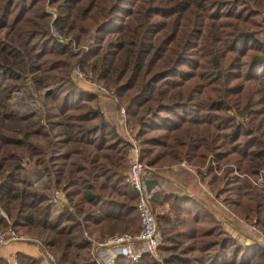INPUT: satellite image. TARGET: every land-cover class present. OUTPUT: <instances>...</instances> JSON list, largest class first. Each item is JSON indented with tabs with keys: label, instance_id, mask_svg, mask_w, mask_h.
I'll return each instance as SVG.
<instances>
[{
	"label": "trees",
	"instance_id": "trees-1",
	"mask_svg": "<svg viewBox=\"0 0 264 264\" xmlns=\"http://www.w3.org/2000/svg\"><path fill=\"white\" fill-rule=\"evenodd\" d=\"M263 29L264 0H0V230L37 239L54 264H95L83 233L102 241L139 228L127 142L72 82L76 65L124 108L139 160L156 168L144 185L161 187L149 197L157 257L115 264H264L261 245L227 234L200 200L161 178L179 174L162 165L202 166L208 155L238 172L264 170ZM22 77L43 92L42 116L6 103ZM47 129L41 145L34 137ZM25 160L63 201L22 177ZM199 173L234 214L264 229L263 189L229 166Z\"/></svg>",
	"mask_w": 264,
	"mask_h": 264
},
{
	"label": "built area",
	"instance_id": "built-area-1",
	"mask_svg": "<svg viewBox=\"0 0 264 264\" xmlns=\"http://www.w3.org/2000/svg\"><path fill=\"white\" fill-rule=\"evenodd\" d=\"M50 34L58 41H63L61 33L56 28L50 25ZM71 77L78 83H83L84 88L95 94L98 98V110L102 117L106 116V105L113 103L117 105V99L111 91L106 89L101 84L95 82L89 75L84 74L76 65L71 69ZM118 112L123 118V139L127 142V180L131 187L137 193L136 210L139 219V228L135 234L129 233H114L106 237L102 241H95L92 237L83 233L84 237L89 241L91 257L95 264H115V258L121 257L130 262H136L141 257L142 253L148 252L154 258L157 257L155 251L160 242L159 234L155 227L154 218L149 207V197L157 190L156 186L147 189L144 185V176L148 173L149 167L139 160V146L137 138L127 129L125 122L124 108L118 106ZM181 165H184L182 162ZM186 166V164H185ZM256 179L253 184L264 190V170L259 169L256 172ZM52 188H49V190ZM54 201L63 198L58 192L52 191L48 194ZM220 211H228L231 213L223 202H218ZM0 214H4L0 211ZM242 232L245 231V236H249L253 241L264 248V229L257 227L254 223L242 221L240 226ZM239 230V231H240ZM241 233V232H240ZM13 241L32 243L40 249V255L45 264H54V258L50 252L43 249L41 243L34 238L15 232L12 228L7 227L0 230V245H6ZM10 264H18L16 259H12Z\"/></svg>",
	"mask_w": 264,
	"mask_h": 264
},
{
	"label": "rangeland",
	"instance_id": "rangeland-1",
	"mask_svg": "<svg viewBox=\"0 0 264 264\" xmlns=\"http://www.w3.org/2000/svg\"><path fill=\"white\" fill-rule=\"evenodd\" d=\"M256 37L258 39L264 41V29L258 31L256 33ZM63 39H65V38L63 37ZM77 49H79V47L75 46L73 48V51H76ZM70 78L72 79L71 76H70ZM73 81H74V84L77 85V82L72 79V82ZM14 87H15L14 90L10 93L9 98L6 101V103L9 105V107L17 113L33 112L37 116H42L43 108H44L43 107V104H44L43 92L42 91L34 92L32 87L30 86V83H29V80L27 77H22L21 80L16 81ZM117 105H118V101H117ZM112 106H114L113 103H111V102L108 103L105 107L106 111L108 108L112 109ZM124 117H125V115H124ZM126 125H127V129L131 133H134L135 128L134 127L131 128L130 124H127V123H126ZM128 126L132 129V131L129 129ZM51 133L52 132H50L48 130L47 133H45V136L40 135V136H36L34 138H36V141L40 142L42 145L44 143L43 141H45V140L47 141L48 138L51 139ZM211 159H212V157H210V155H208L202 166H193V165L187 164V163L182 161L184 163V166H182L181 165L182 162H180L178 164H173V165H169V166L162 165L161 168L165 169V167L181 166V168L175 167L173 169V170L179 169V170H177V172L179 174L177 175V178L175 179L178 183L177 184L178 189L180 191H183V193L186 192L187 190L190 191L195 199H198L201 201H203L202 199H204V201L207 203V206L210 208V211H211L213 217L215 218V220H217V222L219 223L221 228L224 227L225 229H227V231H226L227 234H230V230L233 227V228H235L236 231H231L232 235H234V234L237 235V233H238L239 237L237 240L239 242L241 239H248V240L252 241V239L249 238V236H245L246 235L245 231L242 232L239 228L241 222L245 221V220L239 218L236 214H234L227 207V205L223 201L221 195H215L209 189V186L207 185V180H208V177L210 175L208 174V175H204L203 177H201L199 171H203V167H205L206 164L209 163V164H211L214 173L216 175H218L225 166H229L232 168V174H234L238 177L247 179V181H249V183L252 186H255L253 184V180L256 179V175L255 174L251 175L248 173H242V172L236 171L235 165L232 164L230 161H227V163H223V162L216 163V162H213ZM185 164H186V166H185ZM23 166H24L25 170L22 172V177L27 182L30 183V181H32L35 185H37V186L39 185L41 188L47 189V194L51 193L52 191L57 192V190L55 188H53V185L46 179V177L44 178V176L42 174L43 172L40 170V168L34 166L33 163H28L27 161L24 162ZM155 169H156L155 167H149L148 172L155 171ZM30 184L33 185L32 183H30ZM255 187H257V186H255ZM49 188H52V190L51 189L49 190ZM59 195H62V194L59 193ZM218 202H223L224 205L226 206V208L231 213H229L228 211H222L221 212L220 209L218 208ZM163 208H164V210L166 209L165 204H163ZM163 208H161V207L158 209L156 208V211H161V210H163ZM152 215H154V213H152ZM118 233H126V232H118ZM21 234H23V233H21ZM112 234H114V233H112ZM23 235H26V234H23ZM26 236H28V235H26ZM108 236L109 235H107L106 237H108ZM89 251L91 252L90 245H89ZM90 252H89V254L91 256ZM43 264H45V263H43Z\"/></svg>",
	"mask_w": 264,
	"mask_h": 264
},
{
	"label": "crops",
	"instance_id": "crops-1",
	"mask_svg": "<svg viewBox=\"0 0 264 264\" xmlns=\"http://www.w3.org/2000/svg\"><path fill=\"white\" fill-rule=\"evenodd\" d=\"M77 85H79L82 89H85L83 83H78L77 82ZM95 97H96V101H97V105H98L99 104L98 98H97L96 95H95ZM103 119H105L110 125H112L114 127L115 132L120 137L123 138V135H124V132H123L124 122H123L122 116L118 112V106H112V109H109L108 108L107 109V112H106V116L103 117ZM182 166H184V165H182ZM175 167L176 168L177 167L181 168V166H171V167H165V168H168V169H172L173 170ZM42 174H43V176L45 178L44 173H42ZM161 178L164 179L163 180L164 182L166 181L168 184H170V186L177 187V184L178 183H177L176 180H174V179H172V178H170L168 176H165L163 174H161ZM33 186H37V185H33ZM153 186H156L157 187V190H160L161 189V187H159L157 185H153ZM157 190H155V191H157ZM186 192H184V193H186L187 196L193 197V195L191 194L190 191L187 190ZM202 200L203 201H201V200L200 201L203 203V205L205 207H207V209L210 210V208L207 206V203L204 201V199H202ZM55 204L56 205L53 208V210H55L54 212H56L59 209L58 202L55 203ZM224 230L227 231V229H225V228H224ZM231 231H236L235 228H233V227L231 228L230 234H231V236L233 238L238 239L239 234L237 233L238 236L235 235V234L232 235V232ZM240 242L243 243V244H247V243H250L251 241L248 240V239H241ZM16 254H23V255H26V256L35 258V259L39 260V263L40 264H43L44 263L43 260H42V258H41V255H40V249L37 246L33 245L32 243H26V242H20V241H13V242L8 243L6 245H0V263L3 262L4 264H10V262H11L12 259H16L15 258V255Z\"/></svg>",
	"mask_w": 264,
	"mask_h": 264
}]
</instances>
